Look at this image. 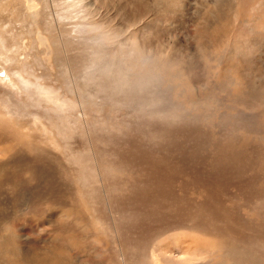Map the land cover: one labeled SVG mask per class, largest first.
Returning <instances> with one entry per match:
<instances>
[{"label": "rangeland", "instance_id": "rangeland-1", "mask_svg": "<svg viewBox=\"0 0 264 264\" xmlns=\"http://www.w3.org/2000/svg\"><path fill=\"white\" fill-rule=\"evenodd\" d=\"M44 20L83 62L75 85L94 100L85 120L111 124L103 140L126 123L135 128L104 144L122 169L117 176L106 169L110 215L98 204L102 181L83 186L68 162L47 156L55 146L34 116L46 121L49 112L24 100L28 89L0 60V264H125L118 253L126 244L127 264H151L152 250L163 264H264V0H53ZM34 37L20 38L19 47L29 53ZM52 54H39V65L31 55L30 71L75 99L62 86L63 54ZM108 66L130 75L128 93L127 85L114 89ZM141 73L152 82L136 86ZM151 89L176 108L177 120L158 119L164 108L150 119L139 100ZM15 102L25 105L21 117L8 113ZM72 114L80 125L69 139L75 171L86 123ZM134 215L140 232L126 226Z\"/></svg>", "mask_w": 264, "mask_h": 264}, {"label": "bare ground", "instance_id": "bare-ground-1", "mask_svg": "<svg viewBox=\"0 0 264 264\" xmlns=\"http://www.w3.org/2000/svg\"><path fill=\"white\" fill-rule=\"evenodd\" d=\"M52 1L53 0H0V60H3L4 63L7 65V68L11 70V71L9 70V72L12 73L13 79L18 82V83H16V85H18V88H21V89L24 88L23 90L28 89L27 90V91H29L27 94L28 97H23L24 100H27V101L30 100V101H32V104H33V102H35V103H37V105L39 107H43V110H46L47 112H49V115H47L46 121H41L40 116H37V115L34 116V120L40 121V123L42 125V129L47 131L49 134H51L50 141L55 146V151H53V148H51V150L49 149L50 151L47 152V156H49L51 160L53 158L54 162H58V161L59 162H68L69 163L68 166L71 169L67 166L66 168H68L69 170L68 169H65V170L71 171L73 173V175H75V177L77 179H79V181L81 182V184L83 186L91 187L92 184L102 181V182H100V184H102V186H100V187H102V188L99 191L101 193V195L99 194L100 195V201L98 202V204H102V206H104L105 210H107V212H109L111 215L112 214V207H111V200H110L111 199L110 192L112 191V186L109 183H106V176L108 175L106 169L109 167L110 168V174L113 176H115V175L117 176V173L122 172L121 171L122 169L120 168L121 170H119V163L118 162H121V159H120V156L118 155V152H116V150H110V151L105 150L104 144H106V142L110 143L112 141H116L117 139L119 140L118 136H120V135L124 136V137H127L130 135L132 137V132H133L132 130L135 128V125L134 124L130 125V123H126L125 127L121 130L119 135L117 134L118 136L109 137L108 139L103 140L101 138V134L104 133L106 130L110 129L108 127H110L111 124H109L108 122H104L102 119L100 121H98V119H97L99 125L96 124L97 123L96 119L94 120L95 122L92 120L90 123L87 122L88 120H85L88 117L89 111H93L91 106H92L94 100H93L92 95H90L91 93L88 95H83L82 94L83 92L78 91V86L75 85L77 83L75 80H78L82 76L80 75L76 79L77 76L75 77L74 74L76 71H78V68L81 66V63L83 64V62L80 59L77 60L73 56V54L68 52L67 48L63 47V44H68V42H64L65 40H68V39H64V37L62 39V37L60 35L61 34L60 31H59L60 34L59 33L52 34V32H54V31L51 28V27H53L51 20H47V21L44 20V19H46L47 9L49 8L50 2H52ZM42 25H43V28L45 30V33L41 29ZM47 33H48L49 37L47 36ZM36 34H38L40 39L34 37L32 42H30V44H29L30 52L26 53V51H24V48L19 47V45H20L19 39L25 35H34L35 36ZM7 36L10 38L9 41L7 39L4 40V38H6ZM39 44L41 46L45 44L47 48L44 46V48H42L41 51L36 54V56H37V58H36L35 57L36 48H38L37 46ZM60 46H62V50L59 49ZM54 51H55V54L57 51V53H62L64 56L65 62L62 63L61 60L59 61V65L61 66L60 67V78L63 81L62 86L71 88L70 92L72 94L76 93L75 99L70 97V95L66 96L65 95L66 93H63L62 90L59 91V89L62 88V87H59V85L57 87H54L52 85H47V83L46 84L41 83L39 76L34 75V73H32L30 71V65L32 62L28 63V59L32 58L31 55H34L35 60L33 62H37V65H39V64H41V61H42L39 54L44 56L46 54V52H50V56L52 53H53L52 56H54ZM23 54L25 57L21 60L20 56ZM46 60H47V58H46ZM122 65H124V63L119 64L118 67H120ZM88 67L89 66H87L86 68H88ZM107 70H108V72H111V71L115 72V70H116V72H115L116 78L113 81L114 89H117V90L122 89L123 86L127 85L128 87L125 90H123V89L122 90L125 93H128V91L131 90L130 88L132 87V84L130 82H133V81H132L130 75L123 70V67H121V70H120V68L116 69L115 66H108ZM79 71H80V68H79ZM92 73L96 74L97 72L94 70V71H92ZM87 74H88V77L86 80L88 82V79L91 77V75L89 73H87ZM87 74H85V75H87ZM141 74H142L144 80L142 78H137L136 86H139V85L143 84L144 82L145 83L152 82V81H149L150 77L147 76V74H144V73H141ZM84 80H85V78H84ZM77 85H79V83H77ZM106 85H108V83ZM82 86L84 88V84ZM102 87H105V85H102ZM108 88L105 87L103 89H108ZM89 92H91V91H89ZM100 92L101 91H99V93ZM104 92H105V90H104ZM112 92H113V90H112ZM145 93H146L145 96H147V94H148V97L142 96L139 100V103L141 104V106L143 108H145L146 110L149 111L150 119H152L154 117H158L155 114L157 109L164 108L165 113L161 117H158V119H168L169 121L177 120L178 117L176 118V116H175L176 114L174 111L176 108H174V106H171L170 103L168 104V103L161 101L159 96H158V92L156 91V89H155V91L152 89L147 90V91H145ZM12 94H13V91H12ZM99 95H101V94H99ZM95 96H97V95H95ZM95 96H94V98H95ZM108 96H109V94H108ZM112 97H114V95ZM150 97H153V98L149 101L148 99ZM117 98L118 97H116V99ZM0 99H2V97ZM98 99H100V98H98ZM116 99H114V101ZM95 100H96V98H95ZM119 100H121V99H118V101ZM8 101L9 100H7L6 104H8ZM10 102H11V99H10ZM96 102H98V101L96 100ZM121 102H122V100H121ZM3 103H5V102H2V104ZM44 103H50V104H52V107H50V105L44 106L43 105ZM18 104L16 106H12L10 104L7 105L8 109H9L8 113L13 115V116H14V114H16L17 116H20V117L23 116L26 113V109L23 108V107H25V105L21 106ZM47 107H49L50 109H47ZM100 109H101V107H100ZM74 111L75 112H81L82 116H79V118H81L80 120H82V121L85 120V123H86L85 127H82L83 128L82 136H85L86 146H84V149L82 150L81 155H76L73 158L74 161L76 162L75 171H73V169L70 165L69 158H68V155L74 154L73 153L74 147L72 145V141H69V139L72 138L74 135H76L75 125L78 127L80 126L79 123L75 119H73L74 123H72V121L70 120V116L71 117L77 116V115L72 114V112H74ZM100 111H102V110H100ZM2 112H4V109H2ZM98 115L99 114H97V116ZM9 116L10 115H8V117ZM13 116H10V118ZM14 120L12 122L13 124H14ZM34 120H33V123H34ZM42 120H44V119H42ZM22 121H23V119H22ZM80 124L83 125V123H80ZM33 126H35V125H33ZM54 138H57V140H55ZM52 144H50V145L53 146ZM57 151L61 152V154H62L61 158H59L57 156V154H56ZM129 168H132V167H129ZM88 195L90 198L93 195V190L90 188L88 190ZM89 206L91 208L96 209L95 204H89ZM133 217L134 218H132V219L128 218L126 226L131 230V232H137V231L140 232L142 223H140V224L130 223L131 221L136 220L135 215ZM111 220L114 221V224H115V220H113V218ZM122 233L127 234L124 236H128L130 232L125 227V228H123ZM133 234H135V233H133ZM138 234L142 235L140 233H138ZM118 236L119 235L116 232L115 237L117 238ZM124 242H128L127 238ZM129 244H130V247L134 246V244H131V243H129ZM126 247H128V244L121 245L120 249H119V253H118V256H120V258H122V260H123V262H125V264H127V262H128ZM141 248H145V246L143 244H141ZM149 254L150 255H149L147 260H150L151 264H163L164 263L163 260L160 258V256L156 253L155 250L150 251ZM139 264H141V263H139Z\"/></svg>", "mask_w": 264, "mask_h": 264}]
</instances>
